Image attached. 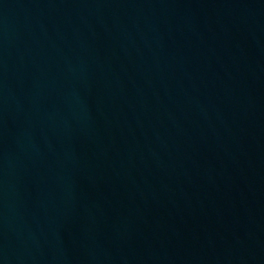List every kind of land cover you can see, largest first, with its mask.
Masks as SVG:
<instances>
[{
	"label": "water",
	"instance_id": "95a60500",
	"mask_svg": "<svg viewBox=\"0 0 264 264\" xmlns=\"http://www.w3.org/2000/svg\"><path fill=\"white\" fill-rule=\"evenodd\" d=\"M0 264H264V0H0Z\"/></svg>",
	"mask_w": 264,
	"mask_h": 264
}]
</instances>
